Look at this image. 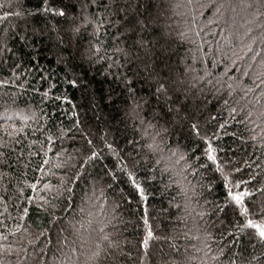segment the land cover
<instances>
[{"label":"trees","instance_id":"obj_1","mask_svg":"<svg viewBox=\"0 0 264 264\" xmlns=\"http://www.w3.org/2000/svg\"><path fill=\"white\" fill-rule=\"evenodd\" d=\"M63 2L68 5L69 16H73L79 15L81 5L88 4L90 0ZM126 2L131 5L129 15L139 14L141 18L150 19L158 17V20L149 24L148 29L143 32L137 29L136 33H125L124 28L117 31L115 27L107 26V31H101L100 40L111 60L89 65L77 55L69 65L58 60L61 56L67 59L69 53L75 51L77 38L71 37L70 45V35L66 34L72 26L71 20L49 21L44 16H30L29 13L34 12L39 5V0H0V5H3L0 7V17L5 12L21 13L19 16L9 15L0 21V81H9L0 84V138L10 139L6 130L13 131V126L25 128V132L18 133L21 137H27L23 141L24 145L29 140L44 141L42 133L32 135L38 125L46 126L56 136L60 135L61 128L65 130L63 138L54 141L53 150L47 156L50 163L43 174L34 171L35 166L44 159L43 154L28 157V149L25 148L24 162L31 160L29 167L25 169L23 164H15L12 176L0 181V196L5 197L8 206L5 212L4 202H0V214H3L0 215V232L7 234L4 225L11 228L18 222L15 219L20 210L18 206L29 207V217L24 226L36 236L40 232L44 233L39 237L35 250L45 247L48 239L52 241L46 249L45 259L48 264H61L64 258L61 252L67 254L73 241L78 247L81 234L83 239H88L89 220L111 219L115 215L113 224L121 241L127 239L136 243L145 234V211L155 235L174 238L172 242L183 254L173 255L175 259L183 260L186 256L192 258L191 264H202L204 252H198L197 248L203 249L204 243H208L214 252L218 244H224L219 233L229 228L231 214L219 219L214 214V206L220 204L226 195L222 178L211 167L207 171L201 169L195 176L189 170L187 176L191 185L203 187L197 186L195 194L189 192L185 197L180 194L181 187L171 182L169 177L172 173L164 171L163 164H156L157 157L142 147L150 142L143 135L142 129H147L150 134L153 129L147 128V123L141 125L140 118H134L130 114L131 101L115 80L116 75L127 70L128 60L141 73L135 84L138 96H148L154 90L147 79L153 68L162 76L173 78L191 79L193 75H204L205 71L211 73L187 93V100H184L183 95L180 97L186 105L181 115L187 112L192 119L177 122L174 114L167 117L154 116L153 109L160 112L155 101L140 111V116L146 122L156 124V130L160 131L157 140H163L162 146H166L165 156L169 155L168 149H179L180 152L187 153L189 163H194L197 156L200 157L199 163L206 162L203 156L205 146L189 128L190 122H198L205 133L217 134L218 139L213 144L220 149L218 157L230 160L233 167L241 168L240 173H233V180L248 179L251 175L256 179L250 182V188L264 183V152H254L255 142L249 139L250 133L246 130L253 126L240 123L246 111L264 107V95H261L264 93V85L257 79L258 76H264V15L255 16L254 9L245 7L248 3H255V0ZM176 3L181 7L174 8ZM87 11L99 13L102 10L91 6ZM261 11L264 12V9ZM103 15L106 21L116 19L107 12ZM53 23L58 25L59 35L64 37L63 44L57 39V33L51 31ZM75 23L80 24L81 21L76 20ZM33 28L39 31L33 34ZM249 28L251 32L245 35ZM92 30L91 25L82 29L79 37L81 51L87 47L89 40L94 39L90 35ZM180 32H184L188 39L182 40L178 35ZM197 32L199 35H196ZM25 35L27 40L19 38ZM141 37L145 41L144 47L137 43ZM249 44L252 51L245 52L243 46ZM116 48L124 49V52H115ZM233 52L242 58L237 59ZM113 61L118 62L121 67L113 66L106 74L105 69ZM145 64L149 66L147 69ZM70 68L80 76L77 87L64 82L65 78H73ZM128 75L132 76L133 73L128 72ZM209 79L213 82L211 85L207 83ZM217 81L220 83H216ZM50 83L57 85L53 95L65 94L71 103L54 100L41 103L40 92L47 89ZM229 84L232 85L231 89L228 88ZM36 89L40 92L34 91ZM248 89L252 91L248 92ZM245 92H248L247 96L244 95ZM225 100L228 101L227 105L224 104ZM257 100L260 102L257 103ZM232 107L237 112L230 115ZM73 112L78 115L73 116ZM77 119L80 120L79 128L73 127ZM220 124H224L223 129L219 127ZM163 128L168 131L165 133ZM241 136L244 138L243 142ZM88 140L92 141L91 145ZM133 140L135 143L130 144L129 141ZM108 144L112 145L111 149L107 147ZM47 147L45 143V148ZM38 148L37 145L36 150ZM92 151H97L98 157L85 163ZM130 155L131 158L140 160L137 174L143 181L145 200H141L118 166L121 157L127 160ZM245 160L248 161L247 165ZM58 164L60 167H56ZM0 171L7 172L8 169L4 167ZM77 171L82 174L74 185L71 208H68V194L65 192L57 197V189L69 177L75 179L74 173ZM24 172L27 176L23 175ZM41 175L43 179L35 192L25 190L26 195L34 198L33 203L19 200L16 187L24 179L32 183ZM152 175L155 179L145 180L146 176ZM45 184L52 187L45 189ZM41 196L57 207L45 210L47 206L41 207ZM89 197L92 199L89 200ZM81 208L84 209L83 212L80 211ZM89 212L92 213L91 216ZM200 213L205 215L201 218ZM53 214L60 219L54 221ZM7 216L13 219H6ZM220 219H224L223 224ZM205 231L212 233V236H206ZM65 237L68 244L63 242ZM20 239L21 234L17 233L16 236H9L8 242ZM22 242L26 244V241ZM150 243V254L145 259V264H160V257L154 253L161 244L158 241ZM163 248L166 253L170 251L168 244H164ZM32 251L33 247L29 246V252ZM77 255L79 254L72 255L73 261ZM79 258L83 264L85 256L80 255ZM164 258L167 259L166 256Z\"/></svg>","mask_w":264,"mask_h":264},{"label":"snow or ice","instance_id":"obj_2","mask_svg":"<svg viewBox=\"0 0 264 264\" xmlns=\"http://www.w3.org/2000/svg\"><path fill=\"white\" fill-rule=\"evenodd\" d=\"M191 3V0H189ZM91 6H95L97 9L102 11L99 13H90L87 9ZM3 7V5H0ZM74 7V6H73ZM174 8H179L181 5L176 3L173 5ZM224 7V5H221ZM248 9H254L255 16L264 15L261 9H264V0H255V3H248L245 5ZM131 5L124 0H90L88 4L81 5V13L79 15L69 16L68 5H66L63 0H39V5L36 7L34 12H30V16H44L49 21L57 20H71L72 26L67 30L66 34L70 35L69 44L72 45L71 37H75L76 43L74 45L75 51L70 52L67 59L61 56L58 62H64L66 64H71V60L79 55L81 61H86L89 65L99 64L102 61L111 60L105 49L102 41L100 40L101 31H107V26L115 27L117 31L120 28H124L125 33H136L137 29L143 32L148 29L149 24H153L158 20V17L141 18L139 14L129 15V9ZM219 11V9H217ZM107 12L109 16H115L116 19L107 20L105 19L103 13ZM123 14V15H122ZM9 15H21V13H9L5 12L0 21L5 19ZM80 20V24H76L75 21ZM93 26V30L90 35L94 38L88 41V45L81 51V46L79 44V37L81 35L82 29L87 26ZM33 34L39 31V29L33 28ZM51 31L57 33V39L61 44L64 43V37L59 35L60 29L57 24L53 23ZM251 32L249 28L245 35ZM124 35V33H121ZM182 40L188 39L184 32L178 33ZM196 35H199L197 32ZM21 40H27V36H20ZM255 42L253 39L252 43ZM140 47H144L145 41L141 39L137 42ZM194 43V41H193ZM245 52H251V44L243 46ZM11 51V49H7ZM115 52H124V49L116 48ZM257 56L259 53L256 54ZM233 56H237L236 52H233ZM242 57L237 56V59ZM256 57L254 56L253 59ZM132 61L128 60L127 70L119 75L115 76V80L122 86L123 90L126 92L128 99L131 101V115L134 118H140L141 125L147 123V128L153 129V133H149L147 129H142L143 135L148 138L150 142L142 145L147 151L153 156H156V164H163L164 171H170L172 175L169 177L172 183H175L181 187V195L187 197L188 193H196V187H203V185L192 186L191 181L188 180L187 173L190 170L192 175L200 171L201 169L207 171L210 169L218 173L222 178L223 188L225 190V197L223 201L214 206V214L218 216V219L223 217L227 218L231 214V219L228 220L229 228L219 233L220 240L224 241L223 246L217 245L215 251L213 252L212 247L208 243H204L203 249L197 248L198 252H204V260L202 264H264V183L259 184L258 187L250 188L249 184L251 181L255 180V176H249L248 179H232L233 173H240L241 168L233 167L230 160H221L217 153L220 151L214 146L213 141L218 139L216 133H205L198 122H190L189 128L191 132L204 144L203 156L206 158V162L199 163L200 157L195 158L194 163H189V157L187 153L180 152L179 149L172 150L168 149L169 155L165 156L166 146L163 145V140H157L160 137V131H157L156 124L151 122H146L143 117L140 116V111L145 106H150L152 101H155L156 105L159 106L160 112L157 113L156 109H153V114L161 115L167 117L169 114H174L177 122L188 121L191 115L184 112L186 105L181 101V95L184 96V100L188 99L187 93L191 92L193 88H196L197 84L204 81L206 77L210 76L211 73L205 71L204 75H193L191 79H186L184 77H171L162 76L160 73L155 72L152 69V74L147 77L150 82V86L154 90L148 96H138L137 89L135 87L136 78L141 76L140 71L136 67H132ZM20 65H17L19 67ZM113 66L117 68L121 65L113 61L105 69L107 74L109 69ZM145 69L149 66L144 65ZM73 73V78H65V83L72 87H77L80 82V76L75 73V71L70 68ZM128 72H132L133 75L129 76ZM247 75V73H245ZM257 79L260 80V84L264 85V76H258ZM9 81H0V84H6ZM208 84H212V80H207ZM216 83H220L217 81ZM221 87L223 85L221 84ZM259 87V85H257ZM57 88L55 83H50L48 88L40 92L39 89L34 91L40 92L41 103L45 101H62L69 102V97L65 94L53 95L54 90ZM228 88L231 89L232 85L229 84ZM203 89H201L202 91ZM219 90V89H217ZM252 89H248V92ZM248 92L244 95L247 96ZM231 94V93H229ZM261 95H264L262 93ZM260 101L257 100V103ZM224 104L227 105L228 101L225 100ZM179 105V106H176ZM75 107V105H73ZM243 111V109H242ZM237 109L232 107L230 109V115L236 113ZM73 116H77L76 112L72 113ZM31 117H25V119H30ZM240 123L250 124L253 127L246 129L249 131V139L254 141L253 149L255 151L264 152V107L259 110H248L244 113L243 119ZM80 120L77 119L73 127L79 128ZM221 129L224 128V124H220ZM13 131H7L6 135L10 137L8 140L0 138V168L7 167L8 171H0V181H3L6 177H11L15 171V164H23V167L27 169L31 164V160L27 163L24 162L25 158V148L28 149L27 156L35 157L43 154L44 159L38 163L34 171L44 173L45 167L50 163L47 159L48 153L53 150L54 141L63 138L65 134L64 129H60V135H54L50 129L46 126H37L32 135L35 136L36 133H42L45 137L44 141L40 140H29L27 145L23 144L24 139L27 137H21L18 133L25 132V128L22 126L20 128H15L13 126ZM259 129V131H256ZM165 133L168 131L167 128L162 129ZM235 135V134H233ZM243 142V137H240ZM89 145L92 144L91 140L87 141ZM45 143L48 145L45 148ZM130 144H134L135 141H129ZM39 146L36 150V146ZM109 149L112 148L111 144H108ZM119 156L118 153H114ZM59 156V153H57ZM139 156V153H137ZM98 157L97 151H92L91 155L85 159V163ZM14 158V159H13ZM183 162V163H181ZM210 162V163H209ZM246 165L248 161L244 162ZM140 160L136 158H130L125 160L124 158L119 159V167L121 171L127 177L128 183L132 188L139 194L141 200H145V189L143 187V181L138 178L137 169L139 167ZM171 164V167L169 165ZM177 166L178 169H177ZM60 167V165H56ZM259 167V165H257ZM81 172L77 171L74 173L75 179L69 177L68 179L62 181L61 187L57 189V197L63 193L68 194V208H71V199L74 194V185L81 177ZM27 176V173H23ZM43 175L39 178H35V182L30 183L27 179H24L19 186L16 187L17 198L21 201H26L28 204L33 203L34 198L28 196L25 193L26 189L36 191L38 184L42 181ZM155 176H146L145 180H153ZM52 186L50 184H45V189H50ZM7 189H5V192ZM103 195V193H101ZM43 201L41 207L47 206L45 210L55 209L57 205L49 200L44 199L43 196L39 197ZM89 200L92 197L88 198ZM106 199V198H105ZM0 202H4L5 212H7V203L4 196H0ZM118 206V205H117ZM20 210L15 218L18 222L14 223L11 228H7L5 224L4 227L7 229V234L5 232H0V264H48L45 259L46 249L48 245H51V239L47 240L45 247L40 248L36 251L37 241L40 236L44 233L40 232L39 236L34 235L29 231L27 227L24 226L26 218L29 217V207L18 206ZM68 209H64L67 211ZM81 212L84 211L83 208L80 209ZM3 215V214H0ZM92 213L89 212V216ZM205 213H200L201 218ZM6 219H13L11 216H7ZM60 217H56L53 214V220L57 221ZM116 220V216L113 215L111 219H99V220H89L88 221V239H83L81 234L79 246H76V242L73 241L69 245V252L67 254L61 252L63 255V260L61 264H81L80 255L85 256L83 264H145V259L149 257L150 248L152 241H158L161 247L155 250L154 255L160 257V264H191L190 257H184L183 260H178L173 258V255L181 256L180 248L173 243V237L155 235L152 226L149 224L147 211L143 217L145 234L142 239L138 240L136 243L129 241L127 239L121 241L118 231L116 230L113 221ZM220 223H224V219H220ZM83 227V225H81ZM63 231V229L61 230ZM17 233L21 234V239L15 242H8L9 236H16ZM205 235L208 237L212 236V233L205 231ZM199 239V237H197ZM22 241H26V244ZM64 244H68L67 238H63ZM169 245V252H164L163 245ZM29 246L33 247V251L29 252ZM207 249V251H204ZM77 255L75 261L72 260L73 254ZM211 253V255H209ZM167 257L165 259L164 257Z\"/></svg>","mask_w":264,"mask_h":264}]
</instances>
